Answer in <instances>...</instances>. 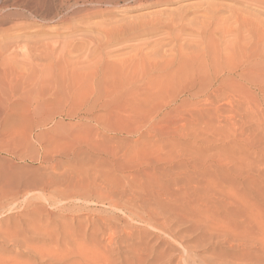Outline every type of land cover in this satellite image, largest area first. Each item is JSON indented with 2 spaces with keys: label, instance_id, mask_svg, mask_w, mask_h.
<instances>
[{
  "label": "rangeland",
  "instance_id": "374dc122",
  "mask_svg": "<svg viewBox=\"0 0 264 264\" xmlns=\"http://www.w3.org/2000/svg\"><path fill=\"white\" fill-rule=\"evenodd\" d=\"M7 10L0 211L12 206L22 240L5 257L131 263L149 241L144 250L169 252L163 263L264 264V0H45L34 15Z\"/></svg>",
  "mask_w": 264,
  "mask_h": 264
},
{
  "label": "bare ground",
  "instance_id": "6f19581e",
  "mask_svg": "<svg viewBox=\"0 0 264 264\" xmlns=\"http://www.w3.org/2000/svg\"><path fill=\"white\" fill-rule=\"evenodd\" d=\"M44 1H45V0H0V13L4 12V11L7 10L8 8H23V9L29 11L30 15H31V14L34 15V14H36V12H37V8H38L39 4H40L41 2H44ZM60 1L62 2V1H64V0H60ZM252 1H253V0H252ZM68 2H69V1H68ZM11 10H12V9H11ZM7 11H8V10H7ZM7 11H5V12H7ZM13 11H14V10H13ZM7 14H9V13L7 12ZM56 14H57V13H56ZM4 15H5V14H4ZM7 16H8V15H7ZM35 16H36V15H35ZM35 16H34V17H35ZM13 25H14V24H13ZM7 27H9V26H7ZM11 30H12V29H11ZM250 33H251V32H250ZM7 34H8V33H7ZM1 35H2V36H1L0 38L2 39L3 36H5L6 34H5V35L1 34ZM18 35H19V34H18ZM18 35H17L16 37H18ZM10 36H11V34H10ZM10 36L8 35L7 37H8V38H11ZM7 37H5V38H7ZM14 37H15V36H14ZM16 37H15V38H16ZM5 38H4V39H5ZM8 38H7V39H8ZM15 38H14V39H15ZM1 39H0V41H1ZM14 39H13V41H14ZM10 40L12 41V39H10ZM2 41H4V40H2ZM13 41H12L11 43H13ZM18 41H19V40H18ZM1 43H2V42H1ZM9 44H10V43H9ZM19 44H20V43H19ZM13 45H14V43H13ZM13 45H10V46L12 47ZM10 46H8V47L11 48ZM19 46H20V45H19ZM8 47H6V48H8ZM253 47H254V46H253ZM6 48L3 49V52L6 51ZM9 48H8V49H9ZM11 49H12V48H11ZM19 49H20V47H19ZM9 50H10V49H9ZM17 50H18V49H17ZM261 51H262V50H261ZM261 51H260V52H261ZM7 52H8L7 55H9L10 52H9L8 50H7ZM7 52H6V53H7ZM3 54H5V53H2V55H3ZM7 55H6V56H7ZM262 55H263V54H262ZM0 56H1V55H0ZM6 56H5V58L8 59L9 56H7V57H6ZM10 56H11V54H10ZM253 57H254V56H253ZM2 58L5 59L3 56H2ZM9 58H11V57H9ZM7 59H5V60H3V61L7 62V61H8ZM0 60H2V59H0ZM6 60H7V61H6ZM9 61H11V60L9 59ZM1 65H2V64H1ZM9 76H10V74H9ZM14 77H16V75H15ZM17 78H18V77H17ZM7 79H8V78H7ZM10 80H12V79H10ZM8 81H9V80H8ZM18 82H19V81H18ZM8 83L11 84V85L13 86V84L10 83V81H9ZM15 83H16V82H15ZM11 85H8L6 89L8 90L9 88H11V87H9V86H11ZM18 87H19V86H18ZM15 90H16V89H15ZM17 90H18V89H17ZM17 90H16V91H17ZM8 91H9V90H8ZM19 91H20V87H19ZM0 93H1V92H0ZM6 93H7V91H6ZM13 93H14V91L12 92V94H13ZM17 93H18V91H17ZM19 94H20V92H19ZM7 96H8V94H7ZM17 96H18V94L16 95V97H17ZM16 97H15V98H16ZM18 97H20V96H18ZM3 98H4V97H3ZM7 98H8V97H7ZM12 100H13V99H12ZM17 100H18V98H17ZM30 100H31V99H30ZM2 101H4V100H2ZM2 101H1V102H2ZM15 101H16V100H15ZM23 101H24V100H23ZM31 101H32V100H31ZM34 101H35V100H34ZM16 102H17V101H16ZM13 103H14V105L16 104L15 102H13ZM18 103H19V100H18ZM19 104H20V103H19ZM19 104H18V105H19ZM4 107H5V106H4ZM4 107H3V108H4ZM7 107H8V106H6V108H7ZM6 108L3 109L2 111L5 112V110L8 109V108H7V109H6ZM15 110H16V109H15ZM8 112H9V111H7V113H8ZM1 113H2V114H1ZM7 113H6V114H7ZM11 113H13V112H10V114H11ZM18 113H19V112H18ZM4 115H5V113H3V112L0 111V116L3 117ZM7 115L10 117L9 114H7ZM7 115H5V117H6ZM8 116H7V117H8ZM11 116H12V115H11ZM14 116H15V115H14ZM0 118H1V117H0ZM11 118H12V117H11ZM3 119H4V118H3ZM36 137H37V136H36ZM26 140H27V139H26ZM48 140H49V139H48ZM48 140H47V141H48ZM51 140H52V139H51ZM51 140H50V141H51ZM53 140H54V139H53ZM35 141H36V140H35ZM47 141H46V142H47ZM39 142H40V141H39ZM47 143H49V141H48ZM55 143H56V142H55ZM42 144H44V143H42ZM45 144H46V143H45ZM50 144H51V143H50ZM50 144H49V145H50ZM56 144H57V143H56ZM62 144H65V143H62ZM38 145H39V144H38ZM40 145H41V144H40ZM53 145H54V144H53ZM59 145H61V144H59ZM59 145H58V146H59ZM72 145H73V144H72ZM67 146H68V145H67ZM86 146H87V145H86ZM44 147H45V146H44ZM59 147H60V146H59ZM59 147H58V148H59ZM61 147H62V146H61ZM68 147H69V146H68ZM68 147H67V148H68ZM89 147L91 148V146H87V148H89ZM42 148H43V147H42ZM51 148H53L52 145H51ZM65 148H66V147H65ZM65 148H64V150H65ZM90 148H89V149H90ZM47 149H48V148H47ZM76 149H77V148H76ZM92 149H93V148H92ZM43 150H44V148H43ZM55 150H57V148H56ZM61 150H62V149H61ZM68 150H69V149H68ZM96 150H97V149H96ZM45 151H47V150L45 149ZM45 151H43L44 154H45ZM52 151H53V150H52ZM69 151H70V150H69ZM93 151H94V150H93ZM48 152L50 153V154L48 155V158H49L52 154H51L50 151H48ZM53 152H54V151H53ZM62 152H63V151H62ZM64 152H65V151H64ZM72 152H73V150H72ZM72 152H70V153H72ZM89 152H90V151H89ZM55 153H57V152H55ZM66 153H67V152H66ZM68 153H69V152H68ZM68 153H67V154H68ZM70 153H69V154H70ZM92 153H93V152H92ZM42 154H43V153H42ZM57 154H58V153H57ZM60 154H61V153H60ZM74 154H75V152H74ZM71 155H72V154H71ZM126 155H127V154H126ZM126 155H125V156H126ZM43 156H44V155H43ZM52 156H53V155H52ZM54 157H55V156H54ZM123 157H124V156H123ZM81 158H82V157H81ZM87 158H88V157H87ZM134 158H135V157H134ZM50 159H51V158H50ZM125 159H126V158H125ZM43 161H44V160H43ZM11 162H12V161H11ZM52 162H53V160H52ZM55 162H56V161H55ZM135 162H136V161H135ZM56 163H57V162H56ZM119 163H120V162H119ZM127 163H128V162H127ZM131 164H132V163H131ZM138 164H140V163H138ZM11 165H12V164H11ZM55 165H56V164H55ZM80 165H81V164H80ZM115 165H116V164H115ZM118 165H119V164H118ZM129 165H130V164H129ZM133 165H134V163H133ZM133 165H132V166H133ZM127 166H128V165H127ZM134 166H135V165H134ZM68 167H69V166H68ZM114 167H115V166H114ZM53 168H55V166H54ZM65 168H66V167H65ZM70 168H71V167H70ZM86 168H87V167H86ZM86 168H85V169H86ZM88 168H89V167H88ZM90 168H91V167H90ZM90 168H89V169H90ZM122 168H123V167H122ZM130 168H131V167H129V169H130ZM0 169H2V168H0ZM62 169H63V168H62ZM67 169H68V168H67ZM71 169H72V168H71ZM71 169H70V170H71ZM83 169H84V167H83ZM89 169H88V170H89ZM65 170H66V169H65ZM88 170H85V172H87ZM6 171H7V170H6ZM66 171H67V170H66ZM81 171H82V170H81ZM9 172H12V173H13V171H10V170H9ZM60 172H61V171H60ZM63 172H64V171H63ZM67 172H68V171H67ZM88 172H89V171H88ZM65 173H66V172H65ZM36 174H37V173H36ZM47 174H48V173H47ZM56 174H57V173H56ZM61 174H62V173H61ZM67 174H69V172H68ZM82 174H83V173H82ZM1 175H3V174H1ZM45 175H46V174H45ZM49 175H50V174H49ZM51 175H52V174H51ZM69 175H70V174H69ZM9 176H10V175H9ZM32 176H33V175H32ZM39 176H40V175H39ZM59 176H60V175H59ZM77 176H78V175H77ZM79 176H80V175H79ZM12 177H13V176H12ZM15 177H16V175H15ZM28 177H29V176H28ZM28 177H27V178H28ZM37 177H38V176H37ZM55 177H56V176H55ZM62 177H63V176H62ZM62 177H61V179H62ZM65 177H66V176H65ZM70 177H71V176H70ZM81 177H82V176H81ZM83 177H84V176H83ZM5 178H6V176H5ZM35 178H36V177H35ZM46 178H47V177H46ZM46 178H45V179H46ZM50 178H51V177H50ZM75 178H76V177H75ZM78 178L80 179V177H78ZM42 179H43V178H42ZM56 179H57V178H56ZM56 179H54V181H55ZM59 179H60V178H59ZM73 179H74V178H73ZM82 179H83V178H82ZM7 180H8V179H7ZM10 180H11V179H10ZM17 180H18V179H17ZM28 180H29V179H28ZM32 180H33V178H32ZM34 180H35V179H34ZM37 180H38V179H37ZM37 180H36V181H37ZM48 180H49V178H48ZM62 180H63V179H62ZM62 180H60V181H62ZM65 180H67V178H66ZM65 180H64V181H65ZM70 180H71V179H70ZM8 181H9V180H8ZM50 181H51V180H50ZM50 181H49V182H50ZM57 181H59V180H57ZM60 181H59V185H60ZM76 181H77V180H76ZM78 181H79V180H78ZM0 182H1V181H0ZM25 182H26V181H25ZM44 182H45V181H44ZM72 182H73V181H72ZM1 183H3V182H1ZM7 183H8V182H7ZM15 183H16V182H15ZM26 183H27V182H26ZM26 183H25V184H26ZM45 183H46V182H45ZM45 183H44V184H45ZM55 183L58 184L56 181H55ZM61 183H62V182H61ZM70 183H71V182H70ZM70 183H69V184H70ZM80 183H81L80 186H82V182H80ZM37 184H38V183H37ZM56 184H55V185H56ZM62 184H63V183H62ZM83 184H84V183H83ZM7 185L9 186V183H8ZM33 185H34V184H33ZM40 185H41V184H40ZM48 185H50V183L47 184V186H48ZM13 186L15 187V185H13ZM22 186H23V185H22ZM47 186H46V187H47ZM75 186L77 187V185H74V189H75ZM80 186H79V187H80ZM1 187H2V186H1ZM1 187H0V190H2ZM9 187H10V186H9ZM32 187H33V186H32ZM35 187H36V186H35ZM43 187H44V186H43ZM65 187L67 188V186H65ZM69 187H71V186H69ZM69 187H68V188H69ZM72 187H73V186H72ZM72 187H71V188H72ZM7 188H8V187H7ZM39 188H40V187H39ZM53 188H55V187H53ZM57 188H58V187H57ZM60 188H61V187H60ZM62 188H63V186H62ZM66 188H64V189H66ZM81 188H82V187H81ZM21 189L23 190V188H21ZM25 189H26V188H25ZM28 189H29V188H28ZM64 189H63V190H64ZM76 189H77V188H76ZM14 190H15V189H13V193H14ZM34 190H35V189H34ZM38 190H39V189H38ZM55 190H56V189H55ZM58 190H59V189H58ZM85 190H86V189H85ZM88 190H89V188H88ZM88 190H87V191H88ZM65 191H67V190H65ZM65 191H64V193H65ZM70 191H71V190H70ZM72 191H74V190H72ZM75 191H76V190H75ZM46 192H47V191H46ZM46 192H45V193H46ZM79 192H80V191H79ZM0 193H1V191H0ZM10 193H12V192L10 191ZM10 193H7V194H9V196H10ZM22 193H24V192H21V194H22ZM32 193H33V192H32ZM7 194H6V196H8ZM15 194H16V192H15ZM15 194H14V196H15ZM62 194H63V193H62ZM83 194H85V193H83ZM11 195H12V194H11ZM26 195H27V194H26ZM28 195H29V194H28ZM58 195H59V194H58ZM65 195H67V193H66ZM68 195H70V193H69ZM68 195H67V196H68ZM6 196H4L5 199H6ZM9 196H8V197H9ZM17 196H19V195H17ZM20 196H22V195H20ZM56 196H57V195H56ZM67 196H65V197H67ZM8 197H7V198H8ZM70 197H71V195H70ZM40 198H41V197H40ZM72 198H73V196H72ZM2 199H4V198H2ZM16 199H18V198L16 197ZM31 199H32V198H31ZM51 199H52V198H51ZM55 199H56V198H55ZM65 199H66V198H65ZM9 200H11V199H9ZM29 200H30V199H29ZM32 200H33V199H32ZM42 200H43V199H42ZM68 200H69V199H68ZM75 200H78V199H75ZM175 200H176V199H175ZM177 200H179V199H177ZM5 201H7V200H5ZM16 201H17V200H16ZM18 201H19V200H18ZM24 201H25V200H24ZM27 201H28V200H27ZM72 201H73V200H72ZM78 201H79V200H78ZM83 201H84V200H83ZM10 202H13V200L10 201ZM80 202H81V201H80ZM19 203H20V202H19ZM178 203H179V202H178ZM3 204L6 205L7 203L5 204V203L3 202ZM9 204H10V203H8V205H9ZM13 204H14V203H13ZM15 204H16V203H15ZM22 204H24V203H22ZM66 204H67V203H66ZM1 205H2V203H1ZM176 205H177V204H175V206H176ZM14 206H15V205H14ZM14 206H13V208H17V207H14ZM19 206H20V205H19ZM19 206H18V207H19ZM37 206H38V205H37ZM41 206H43V204H42ZM56 206H57V205H56ZM2 207H3V205H2ZM10 207H12V206H9L6 210H3L4 208H6V207L4 206V208H1L2 211H0V264H19V262H16V261H15V260L17 259L16 257H14V259H9L10 257L8 258V257H5V256H4V255L6 254L5 252L10 251L14 246H16V248L19 247V246L21 245L20 241L22 240V239L20 240V237H21V235H20V225H19V224H20V219H18V221L16 222V220H15V218H14V219L12 220V223H13V221H14V223H13L12 225H10L11 220H10V218H8V214L11 213V209H10ZM32 208H33V207H32ZM37 208H38V207H37ZM39 208H40V207H39ZM50 208H51V207H50ZM177 208H178V207H177ZM17 209H18V208H17ZM19 209H21V207H20ZM34 209H35V208H34ZM150 209H151V208H150ZM13 210L16 211L15 209H13ZM26 210H27V209H26ZM39 210H40V209H39ZM44 210H45V209H44ZM147 210H148V209H147ZM157 210H158V209H157ZM157 210L155 209L156 212H157ZM29 212H30V210H29ZM29 212H27V214H28ZM39 212H40V211H39ZM127 212H129V211L127 210ZM21 213H22V212H21ZM30 213H33V211H31ZM36 213H37V212H36ZM12 214H13V213H12ZM18 214H19V213H18ZM28 215H29V214H28ZM33 215H34V214H33ZM33 215H31V216H33ZM45 215H46V214H45ZM124 215H125V214H124ZM158 215H159V214H158ZM159 216H160V215H159ZM9 217H10V216H9ZM156 217H157V216H156ZM156 217H153V218H156ZM7 218H8V219H7ZM16 218H17V217H16ZM28 218H29V217H28ZM153 218H152L151 220H153ZM6 219H7V222L5 221ZM157 219H158V217H157ZM36 220H37V219H36ZM147 220H148V219H147ZM151 220H148V221L150 222ZM154 220L157 222L156 219H154ZM154 220H153V221H154ZM29 221H30V220H29ZM144 221H145V220H144ZM4 222H6V223H4ZM26 222H28V221H26ZM30 222H31V221H30ZM134 222H135V221H134ZM145 222H146V221H145ZM149 222H148V223H149ZM158 222H159V221H158ZM158 222H157V224H158ZM165 222H166V221H164V223H165ZM146 223H147V222H146ZM154 223H155V222H154ZM154 223H152V224H154ZM160 223H161V221H160ZM160 223H159L158 225H160ZM164 223H163V225H165ZM28 224H29V222H28ZM28 224H27V225H28ZM31 224H32V226H33V223H31ZM31 224H30V226H31ZM39 224H40V223H39ZM46 224H47V222H46ZM64 224H65V223H64ZM150 224H151V223H150ZM23 225H25V224H23ZM65 225H66V224H65ZM65 225H64V227H65ZM158 225H155V226H158ZM163 225H162V226H163ZM166 225H167V224H166ZM168 225H169V224H168ZM35 226H37V225L35 224L34 227H35ZM41 226H42V225H41ZM109 226H110V225H109ZM24 227H26V225H25ZM39 227H40V226H39ZM52 227H53V226H52ZM62 227H63V225H62ZM67 227H68V225H67ZM124 227H125V226H124ZM132 227H133V226H132ZM167 227H168V226H167ZM27 228L30 230L29 226H27ZM27 228H26V229H27ZM112 228H114V227H112ZM149 228H150V227H149ZM155 228H156V227H155ZM160 228H161V227H160ZM165 228H166V226H165ZM28 229H27V230H28ZM62 229H63V228H62ZM65 229H66V227H65ZM132 229H133V228H132ZM156 229H157V228H156ZM22 230H23V229H22ZM29 230H28V231H29ZM31 230L33 231V228H31ZM34 230H35V228H34ZM104 230H105V229H104ZM126 230H127V229H126ZM143 230H144V229H143ZM158 230H159V228H158ZM32 231H30V232H28V233H31ZM37 231H38V230H37ZM42 231H44V230H42ZM42 231H41V232H42ZM49 231H50V230H49ZM75 231H76V230H75ZM109 231H110V230H109ZM121 231H123V230H121ZM129 231H130V230H129ZM136 231H137V230H136ZM138 231H139V232H138L137 234H145V232L143 233L142 229H141V230H138ZM140 231H142V233H141ZM159 231H160V230H159ZM163 231H165V229H163ZM172 231H173V230H172ZM174 231H175V230H174ZM38 232H39V231H38ZM52 232H53V231H52ZM71 232H72V231H71ZM76 232H77V231H76ZM81 232H82V231H81ZM81 232H80V233H81ZM90 232H91V231H90ZM93 232H94V231H93ZM130 232H131V231H130ZM130 232L127 231V234L130 233ZM133 232H134V231H133ZM146 232H147V230H146ZM28 233H26V234H28ZM39 233H40V232H39ZM46 233H47V232H46ZM66 233H67V232H66ZM111 233H112V232H111ZM121 233H122V232H121ZM121 233H120V234H121ZM123 233H124V231H123ZM125 233H126V232H125ZM148 233H149V234H148L147 236H149V235L151 234L149 231H148ZM159 233H160V234L163 233V234L166 236L165 233H168V232L166 231L165 233H164V232H159ZM21 234H22V232H21ZM47 234H49V233H47ZM74 234H75V233H74ZM77 234H78V233H77ZM113 234H114V232H113L111 235H113ZM127 234H126V235H127ZM135 234H136V232H135ZM160 234H159V235H160ZM169 234H170V237H171V234H172V233L169 232L167 235H169ZM228 234H229V233H228ZM23 235H24V234H23ZM65 235H66V234H65ZM68 235H69V234H68ZM91 235H94V234L91 233ZM123 235H124V234H123ZM129 235H130V234H129ZM129 235H127V236H129ZM132 235H133V234H132ZM132 235L129 236V237H132ZM155 235H157V234H155ZM164 235H163V236H164ZM50 236H53V235L50 234ZM54 236H55V235H54ZM70 236H71V235H70ZM80 236H81V235H80ZM109 236H110V235H109ZM117 236H118V234H117ZM136 236H137V235H135V237H136ZM145 236H146V234H145ZM150 236H151V235H150ZM150 236H149V237H150ZM165 236L162 237V238H165ZM176 236H177V234H176ZM231 236H233V235H231ZM46 237H47V236H46ZM55 237H56V236H55ZM65 237H66V236H65ZM68 237H69V236H68ZM94 237H95V236H94ZM114 237H116V236H114ZM120 237H121V236H120ZM120 237H119V238H120ZM124 237H125V236H123L122 238H124ZM133 237H134V235H133ZM133 237H132V238H133ZM140 237H141V235H140ZM143 237H144V236H142V238H143ZM149 237H148V240H149ZM155 237H156V239L158 240L157 237H159V236H155ZM168 237H169V236H168ZM172 237H175V235L172 236ZM172 237H171V239H172ZM179 237H180V236H179ZM22 238H23V237H22ZM73 238H74V237H73ZM81 238H82V237H81ZM109 238H110V237H109ZM116 238H117V237H116ZM136 238H139V236H137ZM136 238H135V241H136ZM144 238L146 239V237H144ZM162 238H161V240H162ZM175 238H176V237H175ZM175 238H174V240H176ZM233 238H235V237L233 236ZM54 239H55V238H54ZM89 239H90V237H89ZM107 239H108V238H107ZM112 239H114V238H112ZM178 239L180 240V238H178ZM225 239H226V238H225ZM75 240H77V239H75ZM78 240H79V239H78ZM115 240H116V239H115ZM125 240H128V239L125 238L124 241H125ZM131 240H132V239H131ZM164 240H165V239H164ZM164 240L161 241V242H162V243L164 242V244H165L166 242H165ZM61 241H62V240H61ZM113 241H114V240H113ZM118 241H120V240H118ZM122 241H123V240H122ZM122 241H121V242H122ZM124 241H123V243H124ZM135 241H134V242H135ZM140 241H141V239H140ZM152 241H153V239H152ZM155 241H156V240H155ZM166 241H168V240H166ZM176 241H177V240H176ZM176 241H175V242H176ZM181 241H182V240H181ZM108 242H109V241H108ZM110 242L112 243V240H111ZM115 242H117V241H115ZM150 242H151V238H150ZM168 242H169V241H168ZM170 242H171V241H170ZM85 243H86V241H85ZM130 243H131V241H130ZM130 243H129V245H130ZM137 243H140V242H138V240H137ZM141 243H142V242H141ZM141 243H140V244H141ZM143 243H145V242H143ZM143 243H142V245H143V250H142V248L139 249L140 247H139V248L137 247L138 249L135 248L134 246H135L136 244H134V243H133V244H134L133 247L130 245L132 248H135V249H133V251H131V252L134 253V255H133L134 257H132L133 259L131 258V259H132L131 263H129V262H130V258H129V260H128V257H123L124 255L122 256L123 259L126 258V259L128 260L127 264H169V262H167V263H163V262H161L162 260L160 261V259H162V256H164V257H163V261L165 260V258H167V256L169 255V252H168L169 250H167L168 254H167V253H164L162 250H160V251H162L164 254H167L166 257H165V255H163V253H158V249L156 248V246H155L154 248H156V251H157V252H156L155 250H154V251H150V250H152V249L148 247V246H149V245H148V244H149V241L147 242V243H148V244H147L148 246H147L146 244H143ZM155 243H156V242H155ZM155 243L152 242V244H155ZM239 243H240V242H239ZM239 243H238V244H239ZM113 244H114V242H113ZM120 244L122 245V243H120ZM125 244H126V242H125ZM125 244H124V245H125ZM140 244H138V245H140ZM152 244H151V246H152ZM159 244H160V243H159ZM164 244H163V246H165V245L168 246V245H169V244H165V245H164ZM238 244H237V245H238ZM242 244H243V245H246L245 242H243ZM28 245H29V244H28ZM30 245H31V244H30ZM50 245H51V244H50ZM90 245H91V244H90ZM95 245H96V244H95ZM104 245H105V244H104ZM109 245H110V244H109ZM117 245H118V244H117ZM124 245H123V246H124ZM138 245H137V246H138ZM145 245H146L147 248H149L150 250H147V248L144 250V246H145ZM173 245H176V244H173ZM173 245H172V247H173ZM182 245H183V244H182ZM182 245H181V246H182ZM231 245H232V244H231ZM26 246H27V245H26ZM52 246H54L53 243H52ZM52 246H51V247H52ZM93 246H94V244H93ZM93 246H92V247H93ZM105 246L108 247V244L105 245ZM112 246H113V245H112ZM112 246H110L109 249L114 248V247H112ZM114 246H116V243H115ZM118 246H119V245H118ZM130 246H129V247H130ZM151 246H150V247H151ZM157 246H158V244H157ZM179 246H180V243H179ZM195 246H196V245H195ZM232 246H233V245H232ZM238 246H239V245H238ZM246 246H247V245H246ZM28 247H29V246H27V248H28ZM92 247H91V248H92ZM97 247H98V246H97ZM97 247H95V248H97ZM103 247H104V246H103ZM107 247H106V248H107ZM111 247H112V248H111ZM124 247L126 248V246H124ZM131 247H130V248H131ZM141 247H142V246H141ZM152 247H153V246H152ZM168 247H169V246H168ZM170 247H171V246H170ZM176 247H177V246H176ZM182 247H183V246H182ZM184 247H185V246H184ZM184 247H183V249L186 248V247H185V248H184ZM234 247H235V245H234ZM236 247H237V246H236ZM240 247H241V245H240ZM19 248H20V247H19ZM31 248H32V247H31ZM42 248H43V247H42ZM44 248H45V247H44ZM44 248H43V249H44ZM56 248H57V247H56ZM66 248H67V247H66ZM66 248H63V250L66 249ZM130 248H129V249H130ZM132 248H131L130 250H132ZM161 248H162V246H161ZM165 248H166V247H165ZM165 248H163V249H165ZM174 248H175V247H174ZM174 248H172V249H174ZM187 248H188V247H187ZM187 248H186V249H187ZM189 248H191V247L189 246ZM195 248H196V247H195ZM242 248H243V247H241V249H242ZM34 249H35V248H34ZM36 249H37V248H36ZM52 249H53V248H51V251H53ZM54 249H55V248H54ZM82 249H83V248H82ZM93 249H94V247H93ZM100 249H101V248H100ZM114 249H115V248H114ZM120 249H121V247H120ZM159 249H160V247H159ZM166 249H167V248H166ZM168 249H169V248H168ZM170 249H171V248H170ZM181 249H182V248H181ZM183 249H182V251H183ZM237 249H238V248H237ZM239 249H240V248H239ZM243 249H244V248H243ZM48 250H50V249H48ZM58 250H59V249H58ZM77 250H78V249H77ZM79 250H80V248H79ZM94 250H95V249H94ZM107 250H108V249H107ZM107 250H105V248H104V252L107 251ZM115 250H116V251H114V250H112V251H114V253L119 251V249H118V251H117V249H115ZM126 250H127V249H126ZM126 250H125V251H126ZM12 251H13V250H12ZM45 251H46V250H45ZM55 251H56V250H55ZM59 251H60V250H59ZM59 251H58V252H59ZM61 251H62V250H61ZM68 251H69V250H68ZM72 251H73V250H72ZM74 251H75V250H74ZM81 251H82V250H81ZM102 251H103V250H102ZM108 251L110 252V250H108ZM112 251H111V252H112ZM125 251H124V252H125ZM171 251H172V250H171ZM171 251H170V252H171ZM174 251L176 252V250H173L171 254L175 253ZM178 251H181V250L177 249V252H178ZM191 251H192V250H191ZM238 251H239V250H238ZM240 251H241V250H240ZM42 252L45 253V255H46V253H47L48 251H47V252L42 251ZM63 252H64V251H63ZM69 252H70V251H69ZM86 252H87V251H86ZM93 252H95V251H93ZM96 252H99V251H96ZM96 252H95L94 254H96ZM111 252H110V254H111ZM119 252H120V251H119ZM119 252H118V253H119ZM129 252H130V251H129ZM165 252H166V250H165ZM177 252H176V253H177ZM183 252H184V251H183ZM231 252H232V251H231ZM36 253H37V251H36ZM36 253H35L34 256H36ZM55 253H57V252H55ZM55 253H54V254H55ZM76 253H77V252H76ZM99 253H100V252H99ZM102 253H103V252H102ZM102 253L100 254L102 258H104L105 256H107V255H105L106 253L104 254L105 256H104ZM114 253H113V254H114ZM176 253H175V254H176ZM187 253H188V250H187ZM235 253H236V251H235ZM240 253L242 254V252H240ZM13 254H14V253H13ZM18 254H19V252H18ZM38 254H39V253H38ZM71 254H72V252H71ZM92 254H93V253H92ZM107 254H108V253H107ZM122 254H124V253H122ZM128 254H130V253L127 252V256H129ZM179 254L181 255V253H178V254H177V258L179 257V256H178ZM185 254H186V251H185ZM185 254H184V255H185ZM227 254H228V253H227ZM237 254H239V252L236 253V255H237ZM241 254H240V255H241ZM45 255H44V256H45ZM52 255H53V254H52ZM52 255H48V256H51V257H52ZM58 255H59V253L53 255L52 258H54V256H56L57 260L59 261V258H60V259L62 258V257H61L62 254H61L60 256H58ZM63 255H65V254H63ZM114 255H115V254H114ZM118 255L120 256L121 253L118 254ZM131 255H132V254H131ZM184 255H183V258H184ZM224 255H225V254H224ZM233 255H234V254H233ZM233 255H232V257H233ZM236 255H234V256H236ZM240 255H239V256H240ZM242 255H244V254H242ZM12 256H13V255H12ZM12 256H11V258H12ZM14 256H15V254H14ZM18 256H19V255H18ZM42 256H43V255H42ZM42 256H40V257L42 258ZM57 256H58L59 258H58ZM68 256H69V255H68ZM80 256H81V255H80ZM95 256H96V255H95ZM95 256H93V257H95ZM125 256H126V255H125ZM169 256H170V255H169ZM173 256L175 257V255H173ZM173 256H172V257H173ZM185 256H187V255H185ZM45 257H47V255H46ZM51 257H50V258H51ZM83 257H84V256H83ZM96 257H97V256H96ZM117 257H118V256H117ZM129 257H130V256H129ZM172 257H171V258H172ZM181 257H182V255H181ZM188 257H191V256H188ZM241 257H242V256H240V258H241ZM18 258H19V257H18ZM52 258H51V259H52ZM56 258H54V259L56 260ZM66 258H67V256H66ZM102 258L99 257V259H101V261H102V260L104 261V259H102ZM107 258L109 259V256H108V257H105V259H107ZM111 258H113V260H114V256L111 257ZM115 258H116V257H115ZM185 258H186V257H185ZM237 258H238V257H236L235 259L237 260ZM243 258H244V257H243ZM243 258H242V259H243ZM51 259H50V260H51ZM72 259H73V258H72ZM72 259L70 260V262H71V261H75V260H72ZM108 259H107V260H108ZM118 259H119V258L116 259V261H115L116 263H117V260H118ZM126 259H125V260H126ZM226 259H227V258H226ZM226 259H225V260H226ZM233 259H234V258H233ZM238 259H239V258H238ZM245 259H246V258H245ZM17 260H18V259H17ZM62 260H63V259H62ZM65 260H66V259H65ZM83 260H84V259H83ZM97 260H98V258L96 259V261H95V260H94V261L97 262V264H99L98 261H100V260H98V261H97ZM107 260H105V261H107ZM125 260H124V261H125ZM127 260H126V261H127ZM167 260H168V259H167ZM175 260H177V259L175 258ZM175 260H174V262H175ZM178 260H179V258H178ZM178 260L176 261L177 263L180 261V260H179V261H178ZM186 260H187V259H186ZM236 260L229 261V259H228V260H227V261H228L227 263H229V262L232 263L233 261H236ZM18 261H19V260H18ZM45 261H46V260H45ZM51 261H52V260H51ZM58 261H54V262H58ZM63 261H64V260H63ZM63 261H62V262H63ZM67 261L69 262V259H67ZM67 261H66V264H70V263H68ZM76 261L79 262L78 257H77ZM89 261H90V260H89ZM105 261H104V262H105ZM108 261H112V259H109ZM108 261H107V262H108ZM120 261H121V260H120ZM124 261L122 260V262H124ZM222 261H223V260H222ZM241 261L243 262V260H241ZM241 261H238V263L241 262ZM244 261H245V260H244ZM249 261H250V260H249ZM260 261H263V260H260ZM260 261H259V262H260ZM48 262H49V260H48ZM59 262H60V261H59ZM77 262H75V263H77ZM104 262H103V263H104ZM122 262H120V263H122ZM165 262H166V260H165ZM174 262H172V263L174 264ZM176 262H175V264H177ZM182 262L185 263V261H183V259H182ZM191 262H192V260H191ZM224 262H226V261H224ZM224 262H223V263H224ZM242 262H241V263H242ZM245 262H247V260H246ZM245 262H244V263H245ZM256 262H257V261H256ZM259 262H257V263H259ZM46 263H47V261H46ZM73 263H74V262H72L71 264H73ZM79 263H80V262H79ZM81 263H82V262H81ZM84 263H86V262H84ZM91 263L93 264V262H91ZM105 263H106V262H105ZM108 263L110 264V262H108ZM108 263H107V264H108ZM111 263H112V262H111ZM116 263H115V264H116ZM120 263H119V261H118V264H120ZM124 263H125V262H124ZM124 263H123V264H124ZM172 263L170 262V264H172ZM184 263H182V264H184ZM198 263H199V262H198ZM198 263H197V264H198ZM206 263H207V262H206ZM218 263L220 264L221 262H218ZM218 263H216V264H218ZM223 263H222V264H223ZM227 263H226V264H227ZM231 263H230V264H231ZM233 263H234V262H233ZM233 263H232V264H233ZM241 263H240V264H241ZM244 263H243V264H244ZM20 264H21V263H20ZM26 264H27V262H26ZM53 264H55V263H53ZM86 264H89V263L87 262ZM100 264H102V262H100ZM112 264H113V263H112ZM234 264H235V263H234ZM245 264H246V263H245ZM260 264H261V263H260Z\"/></svg>",
  "mask_w": 264,
  "mask_h": 264
}]
</instances>
